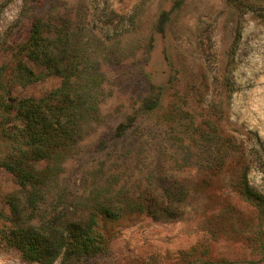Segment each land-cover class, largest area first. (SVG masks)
I'll use <instances>...</instances> for the list:
<instances>
[{"label": "rangeland", "instance_id": "1", "mask_svg": "<svg viewBox=\"0 0 264 264\" xmlns=\"http://www.w3.org/2000/svg\"><path fill=\"white\" fill-rule=\"evenodd\" d=\"M51 1L84 24L100 75L94 111L45 186L42 209L26 208L31 222L65 206L82 211L95 191L162 198L172 188L185 192L173 202L177 218L133 213L102 222L107 251L73 264H264V209L238 191L246 174L264 197V0ZM27 5L0 0V106L61 84L18 53ZM19 60L39 79L22 84ZM11 193L22 199L0 170L7 216ZM0 264L38 263L0 242Z\"/></svg>", "mask_w": 264, "mask_h": 264}, {"label": "trees", "instance_id": "2", "mask_svg": "<svg viewBox=\"0 0 264 264\" xmlns=\"http://www.w3.org/2000/svg\"><path fill=\"white\" fill-rule=\"evenodd\" d=\"M52 4L51 0H28L29 30L18 53L61 77L60 86L39 99L10 96L0 106V170L12 174L23 194L22 199L12 193L6 196L10 214L0 212V242L16 249L27 262L53 264L60 258V264H73L107 251L110 236L100 228L102 222L133 213L177 218L173 202L183 199L185 192L164 188L161 198L148 190L126 195L119 189L109 196L95 191L80 205L82 211L65 206L31 222L26 208L42 209L45 186L57 175L61 160L71 153L83 134V122L94 111V86L100 75L91 62L88 40L83 39L84 24ZM17 76L25 85L40 75L19 60ZM40 161L50 165L38 170L34 164ZM238 191L264 209V197L249 186L246 174Z\"/></svg>", "mask_w": 264, "mask_h": 264}]
</instances>
